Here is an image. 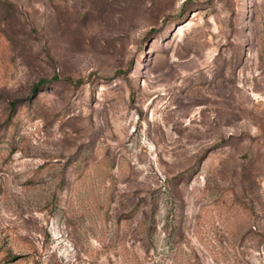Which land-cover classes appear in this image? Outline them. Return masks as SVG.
I'll return each instance as SVG.
<instances>
[{"label": "rangeland", "instance_id": "obj_1", "mask_svg": "<svg viewBox=\"0 0 264 264\" xmlns=\"http://www.w3.org/2000/svg\"><path fill=\"white\" fill-rule=\"evenodd\" d=\"M0 264H264V0H0Z\"/></svg>", "mask_w": 264, "mask_h": 264}, {"label": "trees", "instance_id": "obj_2", "mask_svg": "<svg viewBox=\"0 0 264 264\" xmlns=\"http://www.w3.org/2000/svg\"><path fill=\"white\" fill-rule=\"evenodd\" d=\"M57 77H54V79H56ZM46 82V79H40L34 86H33V90H35L37 88V86L42 85ZM14 101L10 102V104L14 105ZM3 260L5 261H9L8 257L6 255H4Z\"/></svg>", "mask_w": 264, "mask_h": 264}]
</instances>
